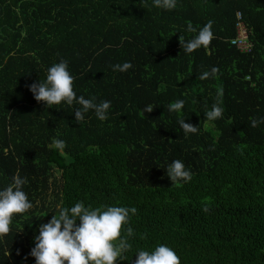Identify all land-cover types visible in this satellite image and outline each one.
I'll use <instances>...</instances> for the list:
<instances>
[{"label":"trees","instance_id":"16d2710c","mask_svg":"<svg viewBox=\"0 0 264 264\" xmlns=\"http://www.w3.org/2000/svg\"><path fill=\"white\" fill-rule=\"evenodd\" d=\"M209 20V46L185 53L180 36L192 39ZM240 24L248 51L234 44ZM60 60L77 96L111 102L107 120L89 110L77 123L79 104L34 99L28 85ZM124 62L133 67L113 70ZM178 100L184 108L169 110ZM213 105L222 115L209 120ZM181 119L197 131L185 133ZM261 121L264 0H178L171 11L152 0H0V189L26 178L34 205L0 236V264H35L40 224L77 202L137 209L133 247L117 264L161 243L181 264H264ZM174 160L190 181L172 184Z\"/></svg>","mask_w":264,"mask_h":264},{"label":"clouds","instance_id":"9594fccd","mask_svg":"<svg viewBox=\"0 0 264 264\" xmlns=\"http://www.w3.org/2000/svg\"><path fill=\"white\" fill-rule=\"evenodd\" d=\"M153 6L171 11L177 8L178 0H152ZM213 22L208 21L190 40L184 41L180 36L183 51L191 54L201 47L207 48L214 39ZM189 31H193L189 26ZM131 62L113 65L114 71L124 72L131 69ZM219 70L215 67L211 72H204L200 80L214 76ZM75 76L70 71L69 62L60 60L47 69L44 79L28 85L29 91L37 102H43L48 108L53 106L77 103L81 108L74 112L75 120L80 123L89 110H93L100 121L108 119L111 108L110 101L95 102V98L77 96L74 90ZM184 108V101L178 100L169 106V110L179 112ZM149 113L153 109H147ZM222 115V108L213 105L206 117L214 120ZM264 122V121H261ZM185 133H195L197 126L179 120ZM257 121L252 120V127ZM57 149L65 148V141L55 139ZM167 177L173 183L191 180L192 173L181 160H174L166 169ZM26 178L16 175L12 182L0 189V236L8 234L15 217L28 213L34 205L23 190ZM204 211H208L207 208ZM135 207L120 205H104L101 207L86 206L77 202L74 206L59 208L58 212L47 223L39 226V234L34 237V247L29 255L35 258V264H117L124 261L133 245L130 237L135 236L134 229L129 226L130 218L135 215ZM135 264H181V258L173 247L158 244L152 250L140 249L136 252ZM27 259V258H26Z\"/></svg>","mask_w":264,"mask_h":264},{"label":"built area","instance_id":"2783aa9c","mask_svg":"<svg viewBox=\"0 0 264 264\" xmlns=\"http://www.w3.org/2000/svg\"><path fill=\"white\" fill-rule=\"evenodd\" d=\"M239 37L236 41H234V44L239 46L241 49L248 51L251 45L247 44L246 40L248 38L247 31L245 30L244 26L242 24L239 25Z\"/></svg>","mask_w":264,"mask_h":264},{"label":"bare ground","instance_id":"6f19581e","mask_svg":"<svg viewBox=\"0 0 264 264\" xmlns=\"http://www.w3.org/2000/svg\"><path fill=\"white\" fill-rule=\"evenodd\" d=\"M247 2V1H246ZM244 14V13H243ZM236 20V19H235ZM42 29V28H41ZM104 32V31H103ZM134 34V33H133ZM251 34V33H250ZM135 35V34H134ZM57 40V39H56ZM87 41V40H86ZM73 47V46H72ZM5 68V67H4ZM31 69V68H30ZM130 75V74H129ZM195 75V74H194ZM116 79V78H115ZM111 80V79H110ZM117 80V79H116ZM18 86V85H17ZM18 88V87H17ZM159 97V96H158ZM150 98V97H149ZM29 101V100H28ZM4 104V103H3ZM171 105V104H170Z\"/></svg>","mask_w":264,"mask_h":264}]
</instances>
